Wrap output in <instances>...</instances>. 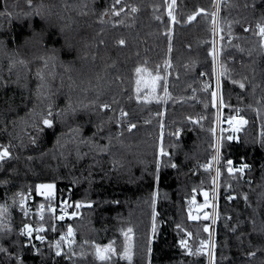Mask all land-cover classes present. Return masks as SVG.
I'll list each match as a JSON object with an SVG mask.
<instances>
[{
	"label": "trees",
	"instance_id": "16d2710c",
	"mask_svg": "<svg viewBox=\"0 0 264 264\" xmlns=\"http://www.w3.org/2000/svg\"><path fill=\"white\" fill-rule=\"evenodd\" d=\"M261 27L264 0H0V264H208L209 220L189 204L211 200L215 35L212 264H264ZM41 184L78 214L62 257L19 234L18 194Z\"/></svg>",
	"mask_w": 264,
	"mask_h": 264
},
{
	"label": "built area",
	"instance_id": "2783aa9c",
	"mask_svg": "<svg viewBox=\"0 0 264 264\" xmlns=\"http://www.w3.org/2000/svg\"><path fill=\"white\" fill-rule=\"evenodd\" d=\"M220 0H218V3ZM218 7V6H217ZM218 16V12H217ZM263 41L264 36L260 35V30L257 34ZM215 68V80L211 86V102L212 107L215 110V128L213 130L214 135V148L212 156L207 165V169L211 172V200L209 203L210 219L209 231L211 239L214 240L216 223L218 220V204H219V183H220V166H221V134L223 129V110L226 108L222 99L221 81L219 75V61L218 57L214 59ZM213 93H215V100L213 99ZM234 124H229V128H233ZM257 129L259 137L264 136V119L257 118ZM165 136L164 126L161 125V136L163 140ZM219 144V152L217 153V145ZM218 156V159L216 157ZM210 166V167H208ZM217 170H219V176H217ZM53 192V191H52ZM19 203L18 211L22 217L28 220V223L19 229L20 236L25 240L27 247L31 248L36 255H40L45 250H51L54 257H62L69 250L72 245L75 231H72V235H68V229L71 228L70 221L75 217V212L69 205V199L67 197L57 198L54 193L51 197L41 194L38 190L36 193L30 190L20 192L18 194ZM23 198V207L21 206ZM43 205V208H41ZM190 208L193 205L189 204ZM41 216L43 219H41ZM63 216V219L59 217ZM26 226L33 229L31 235L26 231ZM37 228H43L44 231L37 232ZM37 236L42 237L38 239ZM64 237V239H61ZM59 244V249L57 248ZM59 251V255L57 252ZM208 264H212L209 258Z\"/></svg>",
	"mask_w": 264,
	"mask_h": 264
},
{
	"label": "snow or ice",
	"instance_id": "6c2138e0",
	"mask_svg": "<svg viewBox=\"0 0 264 264\" xmlns=\"http://www.w3.org/2000/svg\"><path fill=\"white\" fill-rule=\"evenodd\" d=\"M117 2H118V0H117ZM173 3H175V0H173ZM133 11H135V9H133ZM170 15H171V13H169ZM195 17H192V18H190V19H194ZM260 35L261 36H264V27H261L260 28ZM121 43H123V41H121ZM138 72H140V71H142V69H138L137 70ZM156 80H159L160 79V77L159 76H157L156 78H155ZM151 87H152V89H153V91L155 90V83L153 82L152 83V85H151ZM241 87H243V85H241ZM213 99L215 100V93H213ZM51 114V113H50ZM241 123L243 122V121H240ZM232 123V121L231 120H229V124H231ZM43 124L44 125H47L48 127H51L52 126V121H50V120H48V119H45V120H43ZM229 139H231V137H229ZM219 152V144L217 145V153ZM161 155H167V153H165L164 151H163V148H161ZM9 156V152H8V150L5 148L2 152H0V160H3L5 157H8ZM216 159H218V156L216 157ZM231 161H228V164L229 165H231ZM173 167H175V165H173ZM208 167H210V166H208ZM246 167V166H245ZM229 170V172L231 173L232 171H233V169L232 168H229L228 169ZM243 169H241V171H242ZM217 176H219V170H217ZM55 186L54 185H52V184H48V185H39L38 186V188H39V190L41 191V194H43V195H46V196H48V197H51L52 195H53V192H52V190H53V188H54ZM207 193H204V196L205 197H207ZM21 206L23 207V198H22V202H21ZM76 207L77 208H79L80 207V205H76ZM41 208H43V205H41ZM60 219H63V216H61V217H59ZM193 219H196L197 217H192ZM205 218H207V217H205ZM41 219H43V217L41 216ZM153 230H155V228L153 229ZM26 231L28 232V234L29 235H31V233H32V231H33V229L31 228V227H29V226H26ZM36 231L37 232H41V231H44V229L43 228H37L36 229ZM129 231H131V230H129ZM205 231H207V229H205ZM68 235L69 236H71L72 235V229L71 228H69L68 229ZM37 238L38 239H42V237H39V236H37ZM61 239H64V237H61ZM181 244H182V246H187L186 245V241H181ZM203 246V245H202ZM111 246H109V248H110ZM57 248L59 249V244H57ZM98 251H103V250H100V249H98ZM57 254L59 255V251L57 252ZM100 259L101 260H103V259H105V257L103 256V255H101L100 256Z\"/></svg>",
	"mask_w": 264,
	"mask_h": 264
},
{
	"label": "rangeland",
	"instance_id": "374dc122",
	"mask_svg": "<svg viewBox=\"0 0 264 264\" xmlns=\"http://www.w3.org/2000/svg\"><path fill=\"white\" fill-rule=\"evenodd\" d=\"M218 7H217V9H216V11L218 12L219 11V4L217 5ZM216 40H218L217 39V36L215 35V52H214V59H216V56L218 57V61H219V56H218V48H217V42H216ZM219 75H220V63H219ZM221 90H222V86H221ZM210 94H211V91H210ZM162 141V140H161ZM42 185V184H41ZM38 188V187H37ZM38 190H39V188H38ZM40 191V190H39ZM53 191V190H52ZM41 192V191H40ZM85 206H88L87 204H85ZM207 206H202L200 209H194V208H192L193 209V215H192V217H198V215H199V213L202 211L204 214H206V213H210V209L208 208L207 210L205 209ZM202 213V214H203ZM76 216H78V214L77 213H75V217ZM74 217V218H75ZM207 220H209V225H211L210 224V222H211V219H210V217L207 219ZM208 231H209V229H208ZM209 233H210V231H209ZM210 238H211V234H210ZM213 247H214V240H213V238L212 239H210V253H209V258L211 259V262H212V253H213ZM208 262H210L209 261V259H208Z\"/></svg>",
	"mask_w": 264,
	"mask_h": 264
},
{
	"label": "water",
	"instance_id": "95a60500",
	"mask_svg": "<svg viewBox=\"0 0 264 264\" xmlns=\"http://www.w3.org/2000/svg\"><path fill=\"white\" fill-rule=\"evenodd\" d=\"M171 10H172V6L169 7V11H171ZM205 217H207V218H205ZM209 217H210V213L208 212V213H206V214L203 216V219L207 220ZM71 229H72V228H71ZM72 231H73V229H72Z\"/></svg>",
	"mask_w": 264,
	"mask_h": 264
},
{
	"label": "bare ground",
	"instance_id": "6f19581e",
	"mask_svg": "<svg viewBox=\"0 0 264 264\" xmlns=\"http://www.w3.org/2000/svg\"><path fill=\"white\" fill-rule=\"evenodd\" d=\"M227 127V126H226Z\"/></svg>",
	"mask_w": 264,
	"mask_h": 264
}]
</instances>
